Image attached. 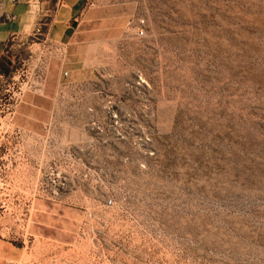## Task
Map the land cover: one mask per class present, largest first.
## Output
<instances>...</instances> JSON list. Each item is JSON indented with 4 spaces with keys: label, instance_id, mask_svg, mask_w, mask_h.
Returning a JSON list of instances; mask_svg holds the SVG:
<instances>
[{
    "label": "rangeland",
    "instance_id": "1",
    "mask_svg": "<svg viewBox=\"0 0 264 264\" xmlns=\"http://www.w3.org/2000/svg\"><path fill=\"white\" fill-rule=\"evenodd\" d=\"M13 1L0 0V22ZM54 2L31 0L0 48V244L19 248L0 264H264V0L113 6L65 23L76 77L131 16L145 15L147 35L160 38L144 73L155 156L109 186L111 203L46 198L49 186L30 183L24 154L11 150L13 131L38 130L50 106ZM38 59L48 62L42 95L30 87Z\"/></svg>",
    "mask_w": 264,
    "mask_h": 264
},
{
    "label": "built area",
    "instance_id": "2",
    "mask_svg": "<svg viewBox=\"0 0 264 264\" xmlns=\"http://www.w3.org/2000/svg\"><path fill=\"white\" fill-rule=\"evenodd\" d=\"M164 1L82 0L74 24L90 10L123 5L147 10L165 6ZM150 23L143 14L131 16L119 33L98 41L84 77L72 75L68 67L69 43L49 39L48 59L58 60L59 73L46 119L38 130H14L16 143L11 146L13 152L24 154L28 181L49 186L44 189L46 198L111 203L109 186L121 185L128 170L145 169L144 156H155V98L144 73L156 68L149 49L160 38L147 35ZM47 65L46 60L36 61L40 75L30 83L40 95Z\"/></svg>",
    "mask_w": 264,
    "mask_h": 264
},
{
    "label": "crops",
    "instance_id": "3",
    "mask_svg": "<svg viewBox=\"0 0 264 264\" xmlns=\"http://www.w3.org/2000/svg\"><path fill=\"white\" fill-rule=\"evenodd\" d=\"M31 0H14L7 12V20L0 22V48L9 36L14 38L20 31L29 12ZM82 5V0H55L52 6L51 24L54 36L66 40L65 23L76 15ZM1 50V49H0ZM19 248L9 242L0 244V260L17 257Z\"/></svg>",
    "mask_w": 264,
    "mask_h": 264
},
{
    "label": "bare ground",
    "instance_id": "4",
    "mask_svg": "<svg viewBox=\"0 0 264 264\" xmlns=\"http://www.w3.org/2000/svg\"><path fill=\"white\" fill-rule=\"evenodd\" d=\"M91 49H93V47Z\"/></svg>",
    "mask_w": 264,
    "mask_h": 264
}]
</instances>
